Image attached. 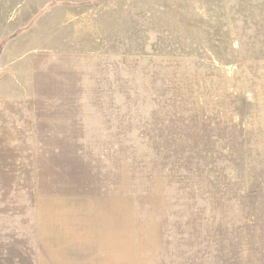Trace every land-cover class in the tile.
I'll return each mask as SVG.
<instances>
[{
    "label": "rangeland",
    "instance_id": "rangeland-1",
    "mask_svg": "<svg viewBox=\"0 0 264 264\" xmlns=\"http://www.w3.org/2000/svg\"><path fill=\"white\" fill-rule=\"evenodd\" d=\"M0 264H264V0H0Z\"/></svg>",
    "mask_w": 264,
    "mask_h": 264
}]
</instances>
